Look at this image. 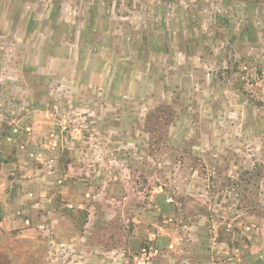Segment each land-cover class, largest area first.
I'll return each instance as SVG.
<instances>
[{"label":"rangeland","instance_id":"obj_1","mask_svg":"<svg viewBox=\"0 0 264 264\" xmlns=\"http://www.w3.org/2000/svg\"><path fill=\"white\" fill-rule=\"evenodd\" d=\"M0 264H264V0H0Z\"/></svg>","mask_w":264,"mask_h":264}]
</instances>
